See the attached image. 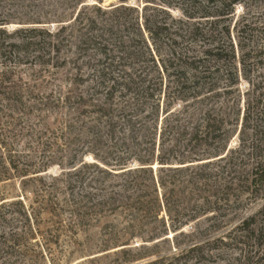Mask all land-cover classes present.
Returning <instances> with one entry per match:
<instances>
[{"label":"trees","instance_id":"trees-1","mask_svg":"<svg viewBox=\"0 0 264 264\" xmlns=\"http://www.w3.org/2000/svg\"><path fill=\"white\" fill-rule=\"evenodd\" d=\"M119 1L122 5L111 10L97 5L82 6L76 17L71 16V44L77 56L87 59L86 66L90 67L93 78H74L69 84L71 88H59L57 96L50 93L47 99L48 105L69 114L61 131L69 144L66 150H70L71 145L75 147L71 146L69 168L62 169L59 175L43 178L38 174L45 172L48 166H21L19 154L2 153L0 185L20 179L23 199L6 202V196L0 192L3 202L0 223H5V215L17 207L14 212H18L32 232V224L42 221L45 213L58 221L59 237L66 229L76 234L77 228L124 215L129 222L126 230H133L130 237H135L140 218L150 217L166 226L164 219L159 218L165 212L172 223L184 225L216 212L220 192L236 190L239 179L236 176L242 167L247 168L248 173L245 191H239L241 196H253L258 188H264V154H252L255 148L244 140L239 148L229 150L219 159L226 162L220 171L211 170L210 162L192 169L172 167L200 162L205 156L218 157L228 150L234 132L222 128L224 120L218 126L220 136L216 135L215 125L209 122L192 126L191 132L184 126L182 131L180 125L166 124L178 101L184 104L191 97L192 108L197 109L206 78H167L175 82L169 85L170 92L165 95L162 106L165 78H124L122 74L125 60L130 61L128 66L132 67L146 60L158 76L168 77L175 75L171 72L173 63L178 62V66L183 67L179 62L184 58L187 59L183 62L185 66L189 65L188 60L200 63L199 57L188 54L200 44L201 22L216 15L212 7L218 0H144L148 5L142 10L126 6L130 0ZM227 1L220 0L223 6L235 5V0ZM97 2L100 5L104 0ZM81 3L82 0H73V7L78 10ZM171 10L179 11L182 16L174 18ZM129 12L137 15L130 20ZM65 32L66 27L62 26L52 37V51L61 52L59 45L65 42L66 38L61 39ZM11 46L18 52L25 48V43L15 42ZM84 83H88L87 89L81 88ZM3 84L0 78V91ZM171 89L180 91V95L173 96ZM188 90L193 92L189 94ZM8 93L13 97L4 98L6 101L16 105L24 103L20 92L10 90ZM183 107L188 113L189 107ZM248 113L249 110L244 115L246 123ZM162 115L165 116L163 127L160 126ZM224 136L225 144L213 147L217 139ZM2 146L0 141V149ZM86 155L92 156L94 162H86ZM155 163L158 164L156 172ZM65 164L63 161L61 165ZM132 164L136 167H130ZM27 192L34 199L29 205L25 202ZM182 197L188 199V204H184ZM185 210H190L191 214L181 216ZM182 218L186 220H180ZM105 228H111L108 240H123L124 232L118 231V226L106 224ZM42 239L26 240L20 236L15 240H0V264H62L64 258L53 249L59 240ZM249 259L246 257L245 264H250Z\"/></svg>","mask_w":264,"mask_h":264},{"label":"rangeland","instance_id":"rangeland-1","mask_svg":"<svg viewBox=\"0 0 264 264\" xmlns=\"http://www.w3.org/2000/svg\"><path fill=\"white\" fill-rule=\"evenodd\" d=\"M95 5L111 10L122 3L104 0L99 5L97 0H82L76 10L73 0H0V78L4 80L0 91L1 146L3 144L0 155L19 154L21 166H48L45 172L38 174L43 178L59 175L62 169L69 168L70 150L74 146L66 150L69 144L61 132L69 114L48 105L47 99L50 93L57 96L59 88H71L69 84L74 78H93L90 67L86 66L87 59L77 56L71 44L73 21L70 19L76 17L82 6ZM125 5L142 10L148 4L144 0H130ZM212 12L216 14L214 17L201 22L200 44L194 47L195 52L188 54L199 57L200 63L188 60L189 65L185 66L183 62L187 59L184 58L179 62L183 67L178 66V62L173 63L171 72L175 75L168 77L158 76L146 60L133 67L128 66L130 61H124V78H165L162 106L165 95L170 92L169 85L175 82L167 78H206L197 109L192 108L191 97L184 104L178 101L166 124L180 125L182 131L184 126L191 132L192 126L209 122L215 125L216 135L220 136L218 126L224 120L222 128L234 132L224 154L201 157L196 163L175 164L173 168L192 169L210 162L211 170L220 171L226 162L219 159L229 150L239 148L242 140L255 148L252 154H264V0H235L232 7L223 6L218 0ZM171 13L174 18L182 16L177 10ZM221 13L225 15L217 16ZM127 15L131 20L137 14L129 12ZM62 26L66 27V32L61 39H66L59 45L61 52L57 53L50 44ZM17 31L22 32L13 36ZM15 42L25 43L19 53L11 46ZM216 47L219 49L215 50ZM87 86L88 83H84L81 88L87 89ZM10 90L20 92L22 105L4 99L13 97L8 93ZM187 92L190 94L193 90ZM171 93L180 95V91L172 89ZM184 105L189 107L188 113L184 112ZM248 110L246 123L244 115ZM164 117L162 115L160 120L162 127ZM224 138H218L213 147L224 145ZM84 158L86 162H94L90 155ZM63 161L65 166L61 165ZM153 168L156 172L158 164ZM246 173L248 169L242 167L236 176L239 178L236 190L220 192L216 212L184 225L172 223L163 212L159 218L164 219L166 226L150 217L140 218L136 224L137 235L130 237L133 230H126L129 222L124 215H119L77 228L76 234L66 229L57 237L59 224L55 218L44 213L42 221L32 224L31 232L30 226L14 212L17 210L14 207L13 212L5 215L7 221L0 223V240H15L20 236L26 240H59L53 249L64 258L62 264H245L246 257L250 258V264H264V188H258L253 196H241L239 191H245ZM20 183L21 180L16 179L0 185L6 202L23 199ZM26 195L25 202L29 205L34 199L28 192ZM182 200L188 204L186 197ZM189 214L191 211L185 210L181 216ZM244 223L247 224L243 226ZM106 224L118 226L117 230L124 232L123 240H108L111 228L106 229ZM156 234L160 236L154 237Z\"/></svg>","mask_w":264,"mask_h":264}]
</instances>
